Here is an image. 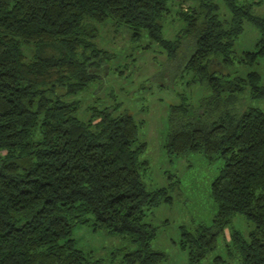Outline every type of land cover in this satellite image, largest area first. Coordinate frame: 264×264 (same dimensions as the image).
<instances>
[{"label":"trees","instance_id":"16d2710c","mask_svg":"<svg viewBox=\"0 0 264 264\" xmlns=\"http://www.w3.org/2000/svg\"><path fill=\"white\" fill-rule=\"evenodd\" d=\"M171 1L0 0V264H105L78 248L72 233L81 223L128 240L131 249L116 250L109 264H160L166 257L152 247L157 226L149 215L172 204L174 182L147 186L144 121L118 113L119 104L89 105L82 117L81 101L69 99L101 75L109 54L96 36L107 21L125 27L132 42L147 38L167 52L159 75L190 74L188 84L211 91L198 104L202 112L187 98L169 107L166 151L222 160L210 184L212 223L183 226L181 248L194 264L206 259L243 214L252 229L245 235L232 227L226 251L242 264H264V108L234 106L246 91L264 97V84L254 70L233 79L226 72L246 22L258 36L240 62L252 66L264 57V16L253 12L264 0H194L199 7L181 10L183 33L172 39L164 29ZM181 37L191 47L186 58ZM25 47L35 48L31 58ZM214 264L225 259L216 256Z\"/></svg>","mask_w":264,"mask_h":264},{"label":"rangeland","instance_id":"374dc122","mask_svg":"<svg viewBox=\"0 0 264 264\" xmlns=\"http://www.w3.org/2000/svg\"><path fill=\"white\" fill-rule=\"evenodd\" d=\"M198 5L194 0H172L170 12L164 20L165 36L172 39L183 33L185 23L180 17L181 10L191 11L193 7L198 8ZM253 12L264 16V4L256 6ZM221 13L230 18L224 6ZM97 32L99 47L109 54L104 59L106 64L103 63L99 70L101 75L86 91L69 99L78 98L81 101L82 117L87 118L84 110L89 105L104 107L119 104L118 113L128 111L138 121H144L139 137L147 144L146 151L141 155L142 159L149 160V168L144 177L147 186L153 189L174 182L169 187L172 204L163 202L149 215V219L157 226L152 247L166 254L160 264H194L188 256V250L180 246L181 229L186 226L194 231L199 224L212 223L217 210L210 194V184L222 160L216 154L208 156L206 153L192 152L174 155L166 151L165 143L169 134L170 105L187 98L198 112H202L203 108H199L198 104L202 98L211 95V91L199 81L188 84L190 74L173 78L159 75L166 64L167 52L158 44L148 45L150 42L147 38H142L141 42H132L129 31L123 26H115L111 21L98 24ZM257 36V31L246 22L234 46L236 58L226 71L230 74L228 79L235 76L244 78L248 71L254 70L260 77L259 85L264 84V57L252 66L243 65L239 60L242 51L253 49ZM181 40L183 46L180 52L186 58L191 47L186 39L181 37ZM53 51L50 48L47 52ZM25 53L27 58H31L35 48L25 47ZM239 98L234 105L236 109L243 110L249 106L264 108V97L250 98L246 91ZM232 227L245 235H249L252 229L243 214L235 215L230 226L219 236L218 247L206 259L195 264H214V258L220 255L225 259V264H242L238 255H228L226 251ZM72 237L76 239L78 248L91 253L93 258L101 259L105 264L111 262L116 250L121 249L125 253L132 247L121 235L112 234L106 227L95 228L90 223L77 224Z\"/></svg>","mask_w":264,"mask_h":264}]
</instances>
